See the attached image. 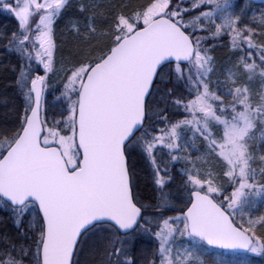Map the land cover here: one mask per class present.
<instances>
[{
  "label": "snow or ice",
  "instance_id": "1",
  "mask_svg": "<svg viewBox=\"0 0 264 264\" xmlns=\"http://www.w3.org/2000/svg\"><path fill=\"white\" fill-rule=\"evenodd\" d=\"M0 12V264H264V4Z\"/></svg>",
  "mask_w": 264,
  "mask_h": 264
},
{
  "label": "trees",
  "instance_id": "2",
  "mask_svg": "<svg viewBox=\"0 0 264 264\" xmlns=\"http://www.w3.org/2000/svg\"><path fill=\"white\" fill-rule=\"evenodd\" d=\"M14 24V21L7 16V14L0 12V28L7 26L11 28ZM225 51L222 49H218L216 54H223ZM218 56V58L223 59V57ZM15 62V58L10 56L3 49H0V93H5L6 91H10L11 81L13 79V73L10 70V66ZM3 109H0V112H3Z\"/></svg>",
  "mask_w": 264,
  "mask_h": 264
},
{
  "label": "rangeland",
  "instance_id": "3",
  "mask_svg": "<svg viewBox=\"0 0 264 264\" xmlns=\"http://www.w3.org/2000/svg\"><path fill=\"white\" fill-rule=\"evenodd\" d=\"M255 3L259 6L261 4H264V0H255ZM218 50V49H217ZM221 53L217 54V57L220 56ZM227 55L226 51L221 54V56L224 58ZM258 264H259V258H257Z\"/></svg>",
  "mask_w": 264,
  "mask_h": 264
},
{
  "label": "bare ground",
  "instance_id": "4",
  "mask_svg": "<svg viewBox=\"0 0 264 264\" xmlns=\"http://www.w3.org/2000/svg\"><path fill=\"white\" fill-rule=\"evenodd\" d=\"M8 16V15H7ZM9 17V16H8ZM11 18V17H10ZM12 19V18H11Z\"/></svg>",
  "mask_w": 264,
  "mask_h": 264
}]
</instances>
